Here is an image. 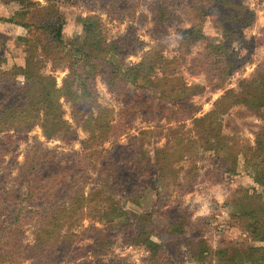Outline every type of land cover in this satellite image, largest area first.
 Listing matches in <instances>:
<instances>
[{
	"label": "trees",
	"instance_id": "1",
	"mask_svg": "<svg viewBox=\"0 0 264 264\" xmlns=\"http://www.w3.org/2000/svg\"><path fill=\"white\" fill-rule=\"evenodd\" d=\"M95 1L106 8L114 20L121 21L137 15L138 4L134 0ZM147 1L153 21L150 34L158 41L168 39L170 27L176 21L192 22L181 32L177 59L187 66L190 63L189 73L203 74L213 91L224 88L235 74L253 61L256 47L264 44V35L246 37L245 29L255 22L256 12L246 5L245 0ZM2 2L20 5L14 16L3 18L5 21L28 26L26 28L33 26L43 33L40 39L45 42L41 45V54L45 59L59 56L66 43L65 17L59 7L60 0H46L45 5L39 0ZM211 16L216 17V24L223 30L222 43L217 46L209 42L200 56L188 62L193 47L207 37L205 23ZM81 21L86 37L83 43L74 44L66 52L72 71L62 86L56 76L42 71L45 61L40 58V52L29 51L24 64L10 68L4 67L3 59L0 63V101H6L5 98L16 101L25 95H34L33 98L42 100L40 103L44 104L68 97L74 108H79V102L88 98L87 93L96 91L93 84L100 76L115 100L122 104L120 119L111 126V132L115 134L112 146L103 156L98 177L93 179L94 185L86 199L87 217L99 218L102 223H107V227L88 226L82 239H91L92 242L76 246L71 258H79L86 252L102 254L115 237L121 236L125 244L146 247L148 253L142 258V264H184L181 260L183 254H187L195 264H213L216 259L221 264H237L239 258L246 255L254 264H264V125L256 136L255 145L243 143L235 137L230 143V137L223 134L220 115L241 104L264 120V59L251 77L241 80L239 90L228 89L214 102L213 111L206 115L198 116L193 109L188 111V108H198L189 101L191 92L199 88L203 90L204 86L186 87L177 102L185 117H192L197 137L188 141L168 140L164 145L158 143L152 154L144 143L139 144L135 136L130 137L128 144L118 141L129 132L138 111L146 103H155L154 99L150 101L144 89L147 78L145 61L132 65L127 60L129 55L138 53L146 45L145 41L138 36V28L133 24L123 35L109 40L96 16L81 17ZM26 40L30 45L34 44L31 39ZM237 44L247 50L245 55L240 53ZM155 56L161 59V56ZM20 77L25 79L24 83L19 82ZM77 87L83 92H77ZM164 103L160 101L162 109ZM105 112L103 110V114ZM21 134L16 131L0 136V264H25L32 257L33 245L26 242L24 227L35 218L37 221L41 218L53 202L60 184L75 166V151L60 153L40 140L29 144L22 163L15 153L6 159L7 153L16 149L10 146L11 142L28 139ZM74 138L73 129L62 136L65 141ZM202 150L214 153L217 168L200 172L198 163ZM241 156L253 164L254 180L263 187V191L257 187L241 188V193L230 204L236 206L239 217L245 220L251 239L260 244L215 248L207 237L211 220L207 217L194 219V210L180 199L159 211L135 212L129 207L130 203L141 206L148 193L160 190L162 181L168 178L174 180L175 188L183 196L194 191L197 184L210 175L214 181L223 180L227 175L237 173ZM182 159L189 162L187 169L178 167L183 173L176 165ZM135 160L137 163L131 164ZM13 169H17L18 173L14 174ZM107 180L111 181L110 192L104 186ZM104 203L107 204L106 209L102 208ZM156 215L163 219L161 227L156 224ZM113 218L127 220L116 225ZM89 264L136 263L121 257L111 262L99 259Z\"/></svg>",
	"mask_w": 264,
	"mask_h": 264
},
{
	"label": "rangeland",
	"instance_id": "2",
	"mask_svg": "<svg viewBox=\"0 0 264 264\" xmlns=\"http://www.w3.org/2000/svg\"><path fill=\"white\" fill-rule=\"evenodd\" d=\"M39 1L43 5L47 4L46 0ZM134 2L138 4L137 15L134 18L128 17L119 21L112 19L106 8L101 7L95 0H60L59 7L65 17L64 40L66 43L60 49L59 56L45 59V56L41 54V45L45 42L40 39L44 36L43 33L35 30L33 26L26 28L28 26L5 21L3 18L14 16L20 5L6 4L0 0V63L3 59L4 67L10 68L16 64H24L29 51L40 52V58L45 61L42 71L46 75L56 76L59 85L62 86L66 78L71 76L72 71L66 52L74 44L83 43L86 37L81 17L96 16L103 24L109 40L118 38L130 25H135L138 28V36L145 41L146 45L138 53L129 55L127 60L132 65H140L145 61L144 69L147 78L144 89L150 101L154 99L156 104L146 103L144 108L138 111L133 125L129 127V132L118 138V141L128 144L130 137L135 136L139 144L144 143L148 152L151 151L153 154L158 143L164 145L168 140L188 141L197 137L192 117H185L177 102L179 95L186 87L204 86L203 90L199 88L191 92L189 101L198 108H188V111L193 109V113L198 116L206 115L213 111L214 102L228 89L239 90L241 80L251 77L256 71L264 59V44L256 47L253 52V61L235 74L224 88L213 91L203 74L189 73L190 63L187 66L186 63L177 59V46L181 32L190 27L192 22L176 21L170 27L168 39L164 42L158 41L150 34L153 21L152 14L146 5L148 1L134 0ZM245 3L256 12L255 22L245 29L246 37L249 39L263 36L264 0H245ZM215 18L208 17L205 23L207 37L193 47L188 62L200 56L209 42L217 46L221 45L224 33L216 24ZM27 38L34 41V44L30 45ZM237 47L240 48L239 44ZM239 50L242 55L247 53L245 48L241 47ZM155 55L161 56V59ZM150 56L152 58L148 59ZM19 82L24 83L25 79L20 77ZM93 86L96 91L88 92V98L81 100L82 103L79 102V108H74L68 97L61 98L59 102L44 104L40 103L42 100L33 98L34 95H25L16 101L9 98H5L6 101H0V136L20 131L23 133L21 135L28 137V139L11 142L10 146L16 149L14 152L7 153L6 159H10L15 153L18 155V161L22 163L29 144L34 140H40L60 153L72 151L76 153L72 173L60 184L53 202L38 221L35 218L24 227L26 242L33 245L32 257L25 264H89L99 259L111 262L121 257L132 260L136 264H142V258L148 253L146 247L125 244L119 236L115 237L110 247L102 254L86 252L79 258H71V253L76 246L92 242L91 239H82L83 231L88 226L96 224L101 228L107 227V223H102L99 218L87 217L86 199L94 185L93 179L98 177L103 156L112 146L111 141L115 134L111 132V126L117 124L120 119L122 104L115 100L100 76H97ZM77 89V92L82 91L80 87ZM160 101L165 102L163 109L160 107ZM103 110L106 111L104 114ZM220 115L223 120V134L230 137L228 139L230 143L234 142L232 138L235 137L243 143L255 145L256 136L264 125L260 115L241 104L235 105L229 112H221ZM71 129L75 131L76 139L63 140L62 136L69 134ZM113 131L115 132V129ZM135 163H137L136 160L131 164ZM176 165L177 168H189V162L186 159L180 160ZM198 166L201 173H205L208 168H217L218 163L214 153L202 150ZM13 171L14 174L18 173L17 169ZM179 172L183 173V170ZM254 174L253 164L241 156L237 173L227 175L223 180L214 181V177L210 175L209 178L198 183L194 191L183 196L175 188L174 180L168 178L162 181L160 190H152L148 193L141 206L130 203L129 207L135 212L159 211L167 204L180 199L194 210V219L207 217L211 220L212 224L207 237L215 248L227 245L260 244L251 239L245 220L239 217L235 210L236 206L230 204L241 193V188L257 187L259 191H263V187L255 182ZM104 186L107 192L111 191L110 180H107ZM102 208L106 209L107 204L104 203ZM113 219L116 225L127 220ZM155 221L158 227L163 224V219L159 215H156ZM181 260L184 264H195L189 260L187 254H183ZM213 264L221 263L216 259ZM237 264L254 263L246 255L239 258Z\"/></svg>",
	"mask_w": 264,
	"mask_h": 264
}]
</instances>
